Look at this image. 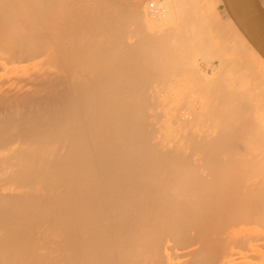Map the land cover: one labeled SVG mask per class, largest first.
I'll return each instance as SVG.
<instances>
[{
	"label": "bare ground",
	"instance_id": "bare-ground-1",
	"mask_svg": "<svg viewBox=\"0 0 264 264\" xmlns=\"http://www.w3.org/2000/svg\"><path fill=\"white\" fill-rule=\"evenodd\" d=\"M0 264H264V51L225 0H0Z\"/></svg>",
	"mask_w": 264,
	"mask_h": 264
},
{
	"label": "water",
	"instance_id": "water-1",
	"mask_svg": "<svg viewBox=\"0 0 264 264\" xmlns=\"http://www.w3.org/2000/svg\"><path fill=\"white\" fill-rule=\"evenodd\" d=\"M238 24L264 51V10L257 0H225Z\"/></svg>",
	"mask_w": 264,
	"mask_h": 264
}]
</instances>
